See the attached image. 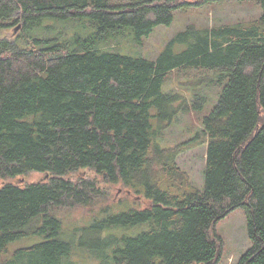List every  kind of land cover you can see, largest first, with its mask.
I'll return each mask as SVG.
<instances>
[{
  "label": "trees",
  "instance_id": "1",
  "mask_svg": "<svg viewBox=\"0 0 264 264\" xmlns=\"http://www.w3.org/2000/svg\"><path fill=\"white\" fill-rule=\"evenodd\" d=\"M202 1L0 0V33L20 23L27 37L0 35V264H80L73 256L81 249L99 264H217L223 238L215 227L239 207L251 245L237 264H264V0L259 18L191 27L155 59L107 47L127 31L141 42ZM73 18H88L96 31L65 37L70 44L31 34L45 19ZM188 66L228 78L204 118L203 189L176 160L193 145L157 142L163 111L178 96L163 84ZM81 170L95 176L73 178ZM31 172L45 178L8 181ZM116 184L148 205L126 200L115 211L107 200ZM101 201L77 229L99 235L89 250L66 232L61 211L92 214ZM34 237L41 240L9 249Z\"/></svg>",
  "mask_w": 264,
  "mask_h": 264
},
{
  "label": "rangeland",
  "instance_id": "2",
  "mask_svg": "<svg viewBox=\"0 0 264 264\" xmlns=\"http://www.w3.org/2000/svg\"><path fill=\"white\" fill-rule=\"evenodd\" d=\"M262 13L263 8L257 0H203L200 4L177 9L174 21L170 25H158L153 33L149 37H144L141 42H135L130 32L127 31L125 36H116V39L109 43L107 47L123 54L155 59L170 39L182 31L191 29V27L205 32L210 31L214 26L248 22L259 18ZM90 23L88 18L45 19L44 24L46 27L36 28L31 34L43 38H60L61 42L70 44L72 40L66 41L65 37L72 36L73 38L76 35L82 36L96 31ZM18 25L21 24L3 29L4 31L0 35L7 37V39L24 41L27 37L22 36V25L16 30ZM227 82L228 78H221L211 70L188 66L169 74L162 88L164 93L172 92L178 96L163 111L161 122L163 128L158 134L157 142L161 147H178L182 144L193 145L182 150L176 160L179 166L188 173L191 184L201 189L205 186L207 157V142L203 133L204 118L214 108ZM155 122L157 121L155 120ZM89 175L95 176L91 171L81 170L73 178ZM44 178L43 173L31 172L27 176H20L8 181L22 184L26 181H40ZM4 182V179H0V187ZM108 190L111 198L107 201L114 206L115 211H119L123 207L120 203L126 200H128V204L137 207L148 205L146 199L142 198L141 201L136 199V195L130 196L120 184L113 185ZM107 201H101L100 204L96 205L92 214L85 207H75L61 211L64 226L67 229L66 232L76 235L75 242L77 244H83L89 250L96 246V239L99 236L97 233L85 236L84 231L83 233L77 232V229L88 226L91 219L98 214L100 207L106 205ZM134 202H137V204ZM139 231L140 228H131L126 232L134 235ZM215 231L223 238L221 259L217 264H237L251 245L245 208L239 207L232 211L227 217L218 222ZM69 238L71 239L70 236ZM40 240L41 237H34L32 240L15 241L10 244L9 249L13 250L19 246ZM73 259L80 264L100 263L91 257L86 250L82 249L76 250ZM101 264H103L102 261Z\"/></svg>",
  "mask_w": 264,
  "mask_h": 264
},
{
  "label": "water",
  "instance_id": "3",
  "mask_svg": "<svg viewBox=\"0 0 264 264\" xmlns=\"http://www.w3.org/2000/svg\"><path fill=\"white\" fill-rule=\"evenodd\" d=\"M20 26H21V25H18V27L16 28V30H17L18 28H20Z\"/></svg>",
  "mask_w": 264,
  "mask_h": 264
}]
</instances>
